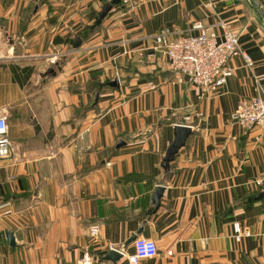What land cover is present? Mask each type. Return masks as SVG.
Masks as SVG:
<instances>
[{
	"label": "crops",
	"instance_id": "1",
	"mask_svg": "<svg viewBox=\"0 0 264 264\" xmlns=\"http://www.w3.org/2000/svg\"><path fill=\"white\" fill-rule=\"evenodd\" d=\"M109 1L0 0V264H264V142L230 117L264 97V0H126L85 33ZM195 22L236 32L252 61L231 57L214 92L148 55L162 26ZM177 125L189 133L163 165ZM132 235L157 253L130 262Z\"/></svg>",
	"mask_w": 264,
	"mask_h": 264
},
{
	"label": "built area",
	"instance_id": "2",
	"mask_svg": "<svg viewBox=\"0 0 264 264\" xmlns=\"http://www.w3.org/2000/svg\"><path fill=\"white\" fill-rule=\"evenodd\" d=\"M122 2L126 0H121ZM192 27L197 30L196 34L175 35L176 29L171 26H162L152 36L149 56L157 55L163 60L178 82L185 79L189 84L199 88L201 93L214 92L220 88L226 78L231 74L227 66L228 60L239 55L243 64L251 67L252 61L248 54L240 50L237 45V33L222 28L219 33L212 32L209 26L199 22L193 23ZM174 34V36H173ZM3 33L0 36L3 37ZM1 38V37H0ZM2 40V38L0 39ZM142 56V49L138 51ZM231 119L242 129L255 128L264 142V97L252 96L240 99L233 112ZM6 117L0 115V158L9 151V140L5 133ZM256 183L264 188V166ZM97 225H91L89 235L97 236ZM234 238L247 234L238 222L232 223ZM133 252L129 257L134 263L139 258L153 257L156 253L155 244L142 237H136L132 241ZM82 264H91V256L83 252Z\"/></svg>",
	"mask_w": 264,
	"mask_h": 264
},
{
	"label": "water",
	"instance_id": "3",
	"mask_svg": "<svg viewBox=\"0 0 264 264\" xmlns=\"http://www.w3.org/2000/svg\"><path fill=\"white\" fill-rule=\"evenodd\" d=\"M234 2H236L237 0H233ZM120 2V0H110L109 2L104 3L100 10L98 11L96 17H95V24L100 23L101 19L105 16V14L108 12V10L111 8V6L113 4H118ZM251 6L258 7V3L254 2L253 0H251ZM261 13V10H260ZM262 14V13H261ZM79 44V38L75 37L74 38V42H73V46H77ZM110 85H117V80L113 79L110 83ZM189 133V128L186 126H180L177 125L174 127V138L173 141L170 143V145L168 146L164 157L162 159V164L166 165L168 163V161H170L173 158L174 153L176 152L177 148L179 146H181L185 140L186 135ZM160 191V187H156L155 188V193H154V202L156 200V197L158 195ZM5 235L8 239L9 244H13L12 241V235L10 232H5ZM135 238V235L130 236L129 238H127L126 243L131 242L133 239ZM121 256L120 252H118L117 250L114 249H108L104 258L114 261L116 259H118Z\"/></svg>",
	"mask_w": 264,
	"mask_h": 264
},
{
	"label": "trees",
	"instance_id": "4",
	"mask_svg": "<svg viewBox=\"0 0 264 264\" xmlns=\"http://www.w3.org/2000/svg\"><path fill=\"white\" fill-rule=\"evenodd\" d=\"M113 5H115V4H113ZM99 25V23L98 24H95V19H94V21H93V23L91 24V25H88V26H86L85 28H84V30H85V33H89L90 31H92V30H94L97 26ZM85 35L83 34V35H81L80 37L82 38V37H84ZM53 40H59V38H53Z\"/></svg>",
	"mask_w": 264,
	"mask_h": 264
},
{
	"label": "rangeland",
	"instance_id": "5",
	"mask_svg": "<svg viewBox=\"0 0 264 264\" xmlns=\"http://www.w3.org/2000/svg\"><path fill=\"white\" fill-rule=\"evenodd\" d=\"M120 2H122L121 0H120ZM258 6H259V4H258ZM262 8V7H261ZM261 13H262V16L264 15V12H263V9H261ZM102 20V19H101ZM4 34V33H3ZM1 38H2V40H10V39H7V37L6 36H0ZM0 38V39H1Z\"/></svg>",
	"mask_w": 264,
	"mask_h": 264
}]
</instances>
